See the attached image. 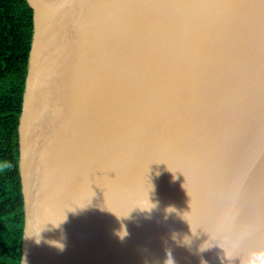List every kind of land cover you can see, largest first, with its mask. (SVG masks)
<instances>
[{
    "label": "water",
    "instance_id": "95a60500",
    "mask_svg": "<svg viewBox=\"0 0 264 264\" xmlns=\"http://www.w3.org/2000/svg\"><path fill=\"white\" fill-rule=\"evenodd\" d=\"M25 2L17 264L264 251V0Z\"/></svg>",
    "mask_w": 264,
    "mask_h": 264
},
{
    "label": "trees",
    "instance_id": "16d2710c",
    "mask_svg": "<svg viewBox=\"0 0 264 264\" xmlns=\"http://www.w3.org/2000/svg\"><path fill=\"white\" fill-rule=\"evenodd\" d=\"M31 34L25 0H0V264H17L20 252L17 124Z\"/></svg>",
    "mask_w": 264,
    "mask_h": 264
},
{
    "label": "clouds",
    "instance_id": "9594fccd",
    "mask_svg": "<svg viewBox=\"0 0 264 264\" xmlns=\"http://www.w3.org/2000/svg\"><path fill=\"white\" fill-rule=\"evenodd\" d=\"M126 234V231H121L118 236L122 239ZM249 264H264V251L254 252L250 257Z\"/></svg>",
    "mask_w": 264,
    "mask_h": 264
}]
</instances>
